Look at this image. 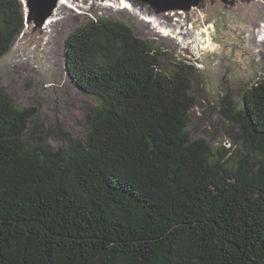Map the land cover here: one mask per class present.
<instances>
[{
	"label": "trees",
	"instance_id": "trees-1",
	"mask_svg": "<svg viewBox=\"0 0 264 264\" xmlns=\"http://www.w3.org/2000/svg\"><path fill=\"white\" fill-rule=\"evenodd\" d=\"M25 19L0 0V59ZM161 58L120 21L71 33L67 75L99 105L82 139L57 127L59 148L0 88V264H264V80L241 110L222 99L238 141L214 149L189 131L193 66Z\"/></svg>",
	"mask_w": 264,
	"mask_h": 264
},
{
	"label": "rangeland",
	"instance_id": "rangeland-1",
	"mask_svg": "<svg viewBox=\"0 0 264 264\" xmlns=\"http://www.w3.org/2000/svg\"><path fill=\"white\" fill-rule=\"evenodd\" d=\"M72 1L68 19L56 21L65 17L64 11L60 12L43 36L32 28L26 30L11 52L0 59V88L20 107L36 109L28 137L40 134L54 148L63 144L57 127L75 139L85 137V115L99 104L81 94L69 79L65 43L87 21L111 19L125 23L138 38L153 42L162 54L165 73L179 65L193 66L191 85L196 105L189 116L192 137L206 139L214 149L235 147L232 137L238 136L239 129L224 117L221 101L227 96L235 109L241 110L245 92L264 80V52L257 50L250 56L243 49L242 39L247 34L241 33L236 15L218 10H210L208 18L176 14L174 28L155 23L154 29H149L144 21L155 19L137 2L128 1L129 8H124L122 1L89 0L86 5H73ZM108 4L115 6L109 8ZM261 25L264 27V22Z\"/></svg>",
	"mask_w": 264,
	"mask_h": 264
},
{
	"label": "water",
	"instance_id": "water-1",
	"mask_svg": "<svg viewBox=\"0 0 264 264\" xmlns=\"http://www.w3.org/2000/svg\"><path fill=\"white\" fill-rule=\"evenodd\" d=\"M67 1V0H66ZM70 1V0H69ZM114 2L134 1L143 7L149 17L156 19L159 16L171 15L173 18L176 14L185 15L192 18L204 15L209 17L210 10H216L220 5L224 11L233 9L238 3L253 2L255 0H111ZM24 5L26 15L25 30L32 28L38 35H45V26L60 8L62 0H21ZM149 11V12H148ZM55 18V17H53ZM174 20V19H173ZM22 33V34H23Z\"/></svg>",
	"mask_w": 264,
	"mask_h": 264
},
{
	"label": "bare ground",
	"instance_id": "bare-ground-1",
	"mask_svg": "<svg viewBox=\"0 0 264 264\" xmlns=\"http://www.w3.org/2000/svg\"><path fill=\"white\" fill-rule=\"evenodd\" d=\"M71 1V0H70ZM69 0H62L60 3V8L56 12L53 17L59 16L60 12L64 11L65 17H59L58 20H65L68 19L71 15L69 13L73 10L72 5L70 6ZM89 0H73L72 4H83L86 5ZM124 8H129L126 2H123ZM79 6V5H78ZM97 6V5H95ZM109 8H114V4L106 5ZM216 10L218 12H228L231 11L232 14L237 16V22L239 23V29L242 34H247L242 41H243V49L248 53L251 54L250 56H254L256 51H263L264 52V34H263V26L261 25L264 22V0H255L253 2H246V3H238L233 9L228 11H224V9L217 5ZM67 11V13H66ZM147 13V11H145ZM149 12V11H148ZM145 13V14H146ZM52 18L49 19L47 22L45 29L47 30L53 23ZM179 21V20H177ZM157 26H168L170 28H174V20L171 18V15H164L157 17L154 21H144V24L149 28L152 29L155 25ZM154 29V28H153ZM261 38L259 42L254 43L255 39Z\"/></svg>",
	"mask_w": 264,
	"mask_h": 264
}]
</instances>
